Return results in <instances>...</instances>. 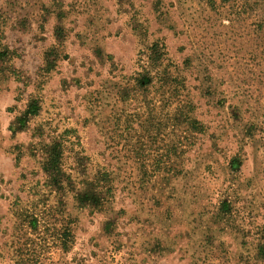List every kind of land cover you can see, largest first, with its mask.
<instances>
[{
    "label": "rangeland",
    "instance_id": "1",
    "mask_svg": "<svg viewBox=\"0 0 264 264\" xmlns=\"http://www.w3.org/2000/svg\"><path fill=\"white\" fill-rule=\"evenodd\" d=\"M0 264H264V0H0Z\"/></svg>",
    "mask_w": 264,
    "mask_h": 264
}]
</instances>
